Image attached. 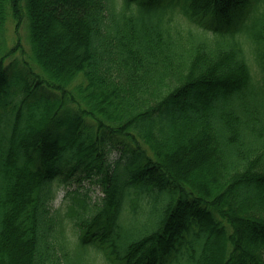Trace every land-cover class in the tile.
<instances>
[{
  "label": "trees",
  "instance_id": "obj_1",
  "mask_svg": "<svg viewBox=\"0 0 264 264\" xmlns=\"http://www.w3.org/2000/svg\"><path fill=\"white\" fill-rule=\"evenodd\" d=\"M0 264H264V0H0Z\"/></svg>",
  "mask_w": 264,
  "mask_h": 264
},
{
  "label": "rangeland",
  "instance_id": "obj_2",
  "mask_svg": "<svg viewBox=\"0 0 264 264\" xmlns=\"http://www.w3.org/2000/svg\"><path fill=\"white\" fill-rule=\"evenodd\" d=\"M42 23H45L44 20L40 21V24ZM23 33H24V38H25V44H26V49L29 50L30 48V44H28V41H27V33H26V30L24 29L23 30ZM122 153V150H119V149H114V152L113 154L111 155V159L113 161H115L116 159H118V157L121 155ZM73 179H77L76 177L73 178ZM85 184L86 185V188H89L90 187V194L92 196H95L96 198H98L99 196L102 195V189H101V186L96 184V183H91L90 179H85L82 183V185ZM77 182L75 180V182H73L71 185H69L70 187H64V186H60V188L57 190L56 192V195L54 196V198L52 199V201L50 202V206L52 209H57V208H60L61 209V206H63L64 204H66L68 202V197H66V192L68 189L71 190L72 189H75L77 186Z\"/></svg>",
  "mask_w": 264,
  "mask_h": 264
}]
</instances>
